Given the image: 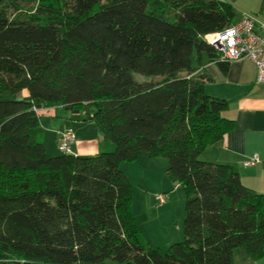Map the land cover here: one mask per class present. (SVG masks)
<instances>
[{
    "label": "trees",
    "instance_id": "16d2710c",
    "mask_svg": "<svg viewBox=\"0 0 264 264\" xmlns=\"http://www.w3.org/2000/svg\"><path fill=\"white\" fill-rule=\"evenodd\" d=\"M234 17L218 0H0V93H29L0 100V264H234L242 247L264 256V194L234 165L200 159L234 127L200 77L204 52L227 71L203 37ZM55 106L83 112L112 149L48 155L36 109ZM141 153L164 158L186 190L184 238L167 250L141 240L131 211L120 164Z\"/></svg>",
    "mask_w": 264,
    "mask_h": 264
},
{
    "label": "crops",
    "instance_id": "0c3cea01",
    "mask_svg": "<svg viewBox=\"0 0 264 264\" xmlns=\"http://www.w3.org/2000/svg\"><path fill=\"white\" fill-rule=\"evenodd\" d=\"M225 1L234 9L233 22L245 16L251 17L255 31L264 36V0ZM200 62L202 73L208 77L204 80L205 93L227 101L228 107L223 116L234 121L233 129L218 142L207 146L200 154V159L234 165L246 187L264 194V83L257 82L256 67L248 58L229 62L225 73L220 70L217 60L205 52L200 55ZM12 97L28 100L29 93L24 89ZM37 113L43 129L42 142L50 156L60 154L58 149L55 150L52 139H57V133L67 129L74 134L71 149L76 156H90L112 149V144L103 138L96 125L84 120L81 111L77 113L55 106L40 109ZM142 154L138 159L143 158L146 164H155V159L146 153ZM253 156H257L259 161L252 166H245L244 162ZM233 263L264 264V256L254 260L242 247L234 253Z\"/></svg>",
    "mask_w": 264,
    "mask_h": 264
},
{
    "label": "rangeland",
    "instance_id": "374dc122",
    "mask_svg": "<svg viewBox=\"0 0 264 264\" xmlns=\"http://www.w3.org/2000/svg\"><path fill=\"white\" fill-rule=\"evenodd\" d=\"M133 78L137 82L149 79L138 73H133ZM12 95L7 91L2 92L0 100L12 99ZM52 142L56 145V138ZM142 159L123 161L120 164V169L132 185L131 211L140 228L141 240L150 246L167 250L173 243L184 238L186 190L183 184L175 185V181L169 178L164 158H153L156 161L153 165L146 164ZM157 193L165 195L164 204L155 205L154 195ZM107 262L116 264L111 260Z\"/></svg>",
    "mask_w": 264,
    "mask_h": 264
},
{
    "label": "built area",
    "instance_id": "2783aa9c",
    "mask_svg": "<svg viewBox=\"0 0 264 264\" xmlns=\"http://www.w3.org/2000/svg\"><path fill=\"white\" fill-rule=\"evenodd\" d=\"M204 41L215 48L219 54V60L231 62L242 58L250 59L257 71V82L264 83V36L254 29V22L251 17L245 16L230 26L213 33L204 35ZM40 109H36L38 112ZM74 141V134L71 130H63L57 133V149L64 154H72L71 144ZM259 161L253 156L244 162L245 166H252ZM166 201L165 195H155L157 205Z\"/></svg>",
    "mask_w": 264,
    "mask_h": 264
},
{
    "label": "water",
    "instance_id": "95a60500",
    "mask_svg": "<svg viewBox=\"0 0 264 264\" xmlns=\"http://www.w3.org/2000/svg\"><path fill=\"white\" fill-rule=\"evenodd\" d=\"M219 2H225V0H218ZM187 74V72L186 71H183V72H181L180 73V75L181 76H185ZM200 77L202 78V79H208V77H207V74L206 73H202L201 75H200ZM165 79V76H162V77H158V78H156V79H154V82H159V81H162V80H164ZM18 99H20V98H18ZM67 109H70V108H67ZM89 110V107H86V111H88ZM73 112H79V110L78 109H75V110H72ZM179 182L178 181H175V184H178Z\"/></svg>",
    "mask_w": 264,
    "mask_h": 264
}]
</instances>
